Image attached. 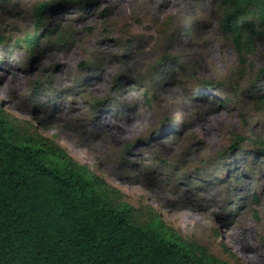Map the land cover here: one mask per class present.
Returning a JSON list of instances; mask_svg holds the SVG:
<instances>
[{
    "label": "rangeland",
    "instance_id": "obj_1",
    "mask_svg": "<svg viewBox=\"0 0 264 264\" xmlns=\"http://www.w3.org/2000/svg\"><path fill=\"white\" fill-rule=\"evenodd\" d=\"M222 12L0 0V115L87 165L137 223L159 219L220 264H264V39L238 56Z\"/></svg>",
    "mask_w": 264,
    "mask_h": 264
},
{
    "label": "trees",
    "instance_id": "obj_2",
    "mask_svg": "<svg viewBox=\"0 0 264 264\" xmlns=\"http://www.w3.org/2000/svg\"><path fill=\"white\" fill-rule=\"evenodd\" d=\"M221 1L219 27L243 56L264 39V0ZM46 8H36L37 26ZM17 137L0 115V264H220L159 219L137 223L119 194L64 150Z\"/></svg>",
    "mask_w": 264,
    "mask_h": 264
},
{
    "label": "snow or ice",
    "instance_id": "obj_3",
    "mask_svg": "<svg viewBox=\"0 0 264 264\" xmlns=\"http://www.w3.org/2000/svg\"><path fill=\"white\" fill-rule=\"evenodd\" d=\"M57 2L68 3V2H71V0H57ZM161 135H163V136L168 135V130H162Z\"/></svg>",
    "mask_w": 264,
    "mask_h": 264
}]
</instances>
